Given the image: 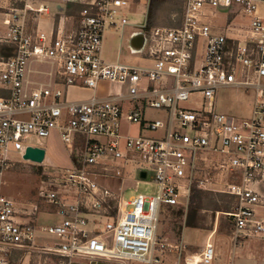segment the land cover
I'll return each mask as SVG.
<instances>
[{"label": "built area", "instance_id": "1", "mask_svg": "<svg viewBox=\"0 0 264 264\" xmlns=\"http://www.w3.org/2000/svg\"><path fill=\"white\" fill-rule=\"evenodd\" d=\"M177 1L183 4L178 26L150 25L152 0H96L81 9L76 29L66 32L59 25L49 36L34 31L29 22L30 11L48 12L46 4L0 0L7 27L0 41L16 46L11 57L0 59V77L10 92L0 96V174L11 161L9 154L23 156L28 145L42 146L41 140L53 129H58L68 148L74 147L78 133L84 134L79 164L44 172L38 195L46 204L17 207L0 192V264H14L10 261L14 249L64 256L69 264L75 256H87L91 261L130 258L162 264L166 253L176 254L179 260L183 256L185 264H215L218 222L205 246L191 255H185L186 244L168 242L160 232L166 207L188 208L194 188L211 184L236 199L233 209L225 212L235 227L228 264L241 235H264V216L258 217L254 208L264 205V194L254 188L255 183L264 181V83L260 80L264 76V0ZM206 3L227 11L230 20L241 14L248 24L229 22L222 33H215V24L206 20ZM230 7H234L231 12ZM128 13L139 18L132 19ZM117 26L147 31L149 43L141 55L152 63L137 65L104 58L105 32ZM47 60L59 63L63 87L41 84L29 91L26 75L30 62ZM104 80L126 87L109 96L69 99L66 95L72 85L97 89ZM226 86L255 88L250 118L238 119L215 109L212 100L218 89ZM194 94L211 101L198 109L179 105ZM50 95L54 101H44ZM127 100L134 102L128 120L142 123L143 128H165L164 135L122 134ZM147 105L168 108V123L146 121L143 108ZM64 109L67 113L61 120ZM18 112H27L29 117H17ZM123 139L125 150L121 148ZM203 151L223 156L224 181L201 176L199 154ZM131 167L140 178L142 170L147 172L142 179H151L153 173L158 193L140 192L126 198L95 178L126 176ZM44 205L56 208L62 218L41 224L38 214ZM48 213L52 218L53 213ZM87 213L106 216L105 229H93L90 224L98 222L89 220ZM44 232L55 237L54 245L34 243Z\"/></svg>", "mask_w": 264, "mask_h": 264}, {"label": "rangeland", "instance_id": "2", "mask_svg": "<svg viewBox=\"0 0 264 264\" xmlns=\"http://www.w3.org/2000/svg\"><path fill=\"white\" fill-rule=\"evenodd\" d=\"M46 4H53L58 2H65L64 0H42ZM30 3L38 6L39 3L35 0H30ZM178 4L176 7L178 8ZM204 9L207 13L206 20L215 24L213 29L215 33L223 32V25L228 23L227 11L217 9L216 7L206 3ZM234 7L228 9L231 12ZM128 16L132 19H137L136 15L128 13ZM161 16V15H160ZM6 15L0 13V33L7 31L4 19ZM51 17H47L44 20L45 25L51 22ZM231 24L246 25L248 24L247 18L241 14L234 16V19L230 21ZM168 25L169 22L162 18L157 19V23L153 25ZM130 32L122 26L109 27L105 32L102 54L106 60L109 61H121L128 64L147 65L153 62V60L146 59L141 54H133L128 46V37ZM36 67L47 69L49 63L40 62L35 63ZM261 82L264 83V76L261 77ZM63 87V85L59 86ZM126 87L123 83H114L108 80L101 81L98 87L99 96H109L122 92ZM256 97V90L253 87L244 86H226L218 89L215 98L212 100L215 109L218 112L225 113L226 115L235 116L236 118H250L252 116L251 104L254 103ZM51 99V98H50ZM211 100L203 98L199 94L192 95L188 100L180 102V106L188 109H198L206 106ZM133 101L127 100L124 103V115L122 117L121 132L125 135H146V136H160L164 135L165 128H159L153 130L146 126L143 128L142 123H133L127 118L128 110L133 107ZM170 110L165 107L157 108L147 105L143 108V114L146 121H152L161 119L165 124L168 123ZM66 109L63 110L61 120L66 116ZM27 118V117H25ZM79 134V133H78ZM77 134V135H78ZM76 135V137H77ZM84 135V134H83ZM76 140V139H75ZM42 146L46 149V156L42 163H37L31 160H26L20 153H11V161L9 165L3 169L0 174L1 187L0 192L11 199H13L17 207H24L32 202L46 204V201L39 200V188L42 185V178L44 172L47 170H67L73 167L72 155L77 153V149L68 148L64 143L58 129H53L50 136L41 140ZM121 148L125 150V139L122 140ZM202 162H200L201 170L200 174L204 178L219 182L226 179L225 170L220 167L223 156L213 151H203L199 154ZM131 172L126 176L121 175H97L95 178L100 184L105 185L112 191L121 192L126 198L140 192L145 194H157L159 191L158 183L155 182L153 173H151V179H142L138 176L137 170L131 167ZM216 185L211 184L208 188H199L204 192H207L208 196L212 193L222 192L227 194V191L214 189ZM194 188V189H196ZM261 193L264 194V188L262 184L259 186ZM194 192V190H193ZM230 194V193H228ZM232 195V194H230ZM232 199V207L236 203L234 196H230ZM192 199V197H191ZM191 202V201H190ZM190 205V204H189ZM46 206V205H44ZM207 207V206H206ZM257 216H264V205L254 206ZM219 218L217 221L218 214ZM214 211L207 207L203 208L201 213L204 216L203 226H192L186 224V217L191 213L190 206L188 208H173L166 207L165 211L161 213L160 220V232H162L163 238L170 242H180L189 247L185 251V255L193 254V250L201 249L206 244V239L209 233L215 229L217 224V231L215 237L218 238L216 248V259L218 263H225L230 249V235L235 236L234 222L231 217L223 210ZM41 212V210H39ZM215 214V216H214ZM85 216L93 221L97 220L98 223L92 222L90 226L96 230H104L105 222L109 219L106 216L96 215L95 213H87ZM49 218V217H48ZM223 219L224 229H220V223ZM52 220H46L41 224H50ZM40 226V225H39ZM213 226V228H211ZM43 234V233H42ZM168 236V237H167ZM181 237L175 238V237ZM55 237L44 232L43 237L39 236L34 242L36 245H54ZM108 246H113L112 243H108ZM193 249V250H192ZM24 255H30V264H65V259H59V262H55L52 256L47 253H40L37 251L24 250ZM30 252V254H29ZM197 252V251H196ZM27 253V254H26ZM52 254V253H50ZM172 262L175 264H185L184 257L179 260L175 254L171 256ZM101 264H146L134 259H97ZM97 260H92L87 256H75L73 258V264H95ZM58 261V260H57ZM22 262H20L21 264ZM233 264H264V235L246 236L241 235L239 242L235 248V254Z\"/></svg>", "mask_w": 264, "mask_h": 264}, {"label": "crops", "instance_id": "3", "mask_svg": "<svg viewBox=\"0 0 264 264\" xmlns=\"http://www.w3.org/2000/svg\"><path fill=\"white\" fill-rule=\"evenodd\" d=\"M64 1L65 2H61V3L66 5V10L64 12L53 13V10H54L53 4L50 5V4L44 3L42 0H35V2L39 3L38 6L40 4H46L49 7V9H48V12L41 13V14L36 12V11H30L29 12V22H30V25H32V29L34 31L37 29L45 31L49 36H51V34L56 33V29L59 25H62L65 28L66 32L72 31V30L76 29V27L78 25L79 14L81 11V10L77 11V7L83 3L89 4V3H92L96 0H64ZM180 3H182V2L177 1V0H167L164 3L163 8H161V10L159 11V13L157 15L156 23H157L158 18H162L163 20L169 22V24L167 26H178V25H180L181 21H182V12L180 11L179 6H178V8L176 7V5L177 4L179 5ZM0 13L4 15V12L2 10H0ZM47 17H51L52 20L50 23L45 25L44 20L47 19ZM228 20L230 22L232 20V18H231V20L228 18ZM130 30H133V27H131V26L128 27V31H130ZM2 33H4V32H1L0 34H2ZM44 62L49 63V68L44 69V68L36 67L35 63H40L38 61H31L30 62L29 66H28L27 75H26V78H27L26 86H27L29 91L32 90L33 88H35L36 86L41 85V84L44 86L47 85V86L51 87L52 89L57 88V87L62 85V74H61V68H60L59 63L55 62L53 60H47ZM5 90H9V89L4 85V83L2 82L1 77H0V96H6V95H2L3 92H5ZM66 95L68 96L69 99L89 98L92 95H98V88L92 89L89 87H80V86L72 85L68 88ZM44 101H46V102L54 101V97L50 95V96L46 97L44 99ZM251 108H252L251 112H253V103L251 104ZM15 115L17 117H29V113H27V112H18ZM83 140H84V135L82 133H79L76 137L75 142H74V149H77V153L72 155L71 160H72L73 165H77L81 161V155H82V151H83ZM260 184H262V187L264 188V181L257 182L254 184V188L259 192H261V190L259 188ZM49 211H51L53 213L52 218H48L46 216L47 214H49L48 213ZM38 218L40 220H43V221L50 219V220H52V222H54L57 219L62 218V217H61V214H58L56 208L45 206L43 208V211L38 214ZM175 238L181 239V237H175ZM218 238H216V245H217ZM170 242H172V241H170ZM180 242H183V240ZM188 248L189 247H187V249ZM201 249H198V250L192 249V250H193V252H196V251L199 252ZM21 251H24V250L14 249L10 252V257L12 256L14 258L13 263L14 264H20V262H22L21 264H30V261H31L30 255L28 256L27 253H26L27 255H24L25 252L21 253ZM29 254H30V252H29ZM174 255H175L174 253H166L165 255H163L162 256V259H163L162 264H175L174 262H172L173 258H171V256H174ZM227 261L228 260H226V262L222 263V264H228ZM95 262H96L95 264H101V262L98 260ZM73 263L74 262L72 259L71 264H73ZM91 264H93V263H91ZM215 264H221V263L220 262L218 263L217 259H215ZM231 264H233V261Z\"/></svg>", "mask_w": 264, "mask_h": 264}, {"label": "trees", "instance_id": "4", "mask_svg": "<svg viewBox=\"0 0 264 264\" xmlns=\"http://www.w3.org/2000/svg\"><path fill=\"white\" fill-rule=\"evenodd\" d=\"M167 0H152L151 6H150V13H149V24L153 25L156 23V18L161 10L163 8L164 3ZM87 4L83 3L77 7V11H80L84 6ZM179 9L182 12L183 11V4H179ZM16 46L14 43L11 42H4L0 41V59H8L15 53ZM10 92L9 90H5L2 95H8ZM230 194H222V192L212 193L208 196L207 192H204L203 190L196 188L194 189V192L192 194V199L190 202V214L186 217V224L192 225V226H203V220L204 216L201 213L203 208H211L215 212L218 210L223 211H231L232 207V199ZM207 206V207H206ZM215 216V214H214ZM213 228V226H211ZM220 229H224V222L223 219L220 223ZM22 253V251H21ZM47 255L52 256L55 259V262H59V259L63 258L65 259L66 263H69V258L64 256H59L56 254H50L47 253ZM58 260V261H57ZM10 261L13 262L14 258L11 256Z\"/></svg>", "mask_w": 264, "mask_h": 264}, {"label": "water", "instance_id": "5", "mask_svg": "<svg viewBox=\"0 0 264 264\" xmlns=\"http://www.w3.org/2000/svg\"><path fill=\"white\" fill-rule=\"evenodd\" d=\"M55 12H64L66 10V5L61 2L53 3ZM149 43V36L145 29L142 27L139 29H134L128 37V46L133 54H142L146 51ZM46 156V149L43 146H32L28 145L23 154V158L26 160H31L37 163H42ZM142 178L147 177V172L142 170L140 172Z\"/></svg>", "mask_w": 264, "mask_h": 264}]
</instances>
